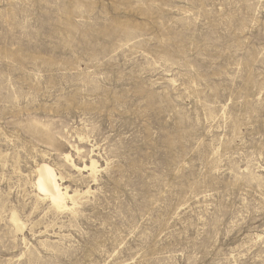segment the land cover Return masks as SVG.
<instances>
[{
    "label": "rangeland",
    "instance_id": "rangeland-1",
    "mask_svg": "<svg viewBox=\"0 0 264 264\" xmlns=\"http://www.w3.org/2000/svg\"><path fill=\"white\" fill-rule=\"evenodd\" d=\"M0 264H264V0H0Z\"/></svg>",
    "mask_w": 264,
    "mask_h": 264
},
{
    "label": "bare ground",
    "instance_id": "bare-ground-1",
    "mask_svg": "<svg viewBox=\"0 0 264 264\" xmlns=\"http://www.w3.org/2000/svg\"><path fill=\"white\" fill-rule=\"evenodd\" d=\"M78 150H80L78 148ZM66 160L70 161L74 167L78 165L73 160L71 154L65 155ZM90 172V175L96 179L99 173L98 161L91 159V163H85L80 171ZM34 180L31 181L32 187L35 189L34 194L37 202L46 204L48 209L53 213H65L72 211L78 206L80 200L84 195H88L91 189L82 191L78 186L72 190L65 183L69 181L66 176L57 170L47 162L38 165L33 172ZM39 210L31 212V215H38ZM10 223L16 233H21L26 228V223L22 220L16 208L11 209Z\"/></svg>",
    "mask_w": 264,
    "mask_h": 264
}]
</instances>
